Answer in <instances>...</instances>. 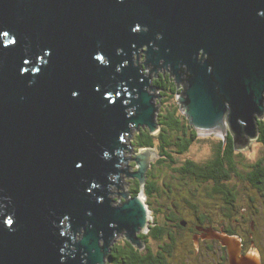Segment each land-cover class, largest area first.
<instances>
[{
  "label": "water",
  "instance_id": "1",
  "mask_svg": "<svg viewBox=\"0 0 264 264\" xmlns=\"http://www.w3.org/2000/svg\"><path fill=\"white\" fill-rule=\"evenodd\" d=\"M163 67L198 133L257 138L264 0H0V264H108L122 232L141 246L156 151H123L159 129ZM129 159L142 191L113 193Z\"/></svg>",
  "mask_w": 264,
  "mask_h": 264
},
{
  "label": "flooded vegetation",
  "instance_id": "2",
  "mask_svg": "<svg viewBox=\"0 0 264 264\" xmlns=\"http://www.w3.org/2000/svg\"><path fill=\"white\" fill-rule=\"evenodd\" d=\"M168 73L172 76L170 69ZM156 78H153L155 85ZM228 135L232 136V151ZM208 137L216 138L218 143H212L209 152L200 160L194 159L203 164L202 168L194 173L177 172L170 177L180 189L179 204L172 202L167 206L169 211H163L162 221L154 219L146 230L138 232L141 246L130 242L133 251L141 255L137 264H238L232 259L231 248L238 260L248 257L255 259L256 264H264V148L251 154L259 135L248 140L247 137L236 139L230 131L226 138L216 132L198 133L194 142ZM161 156L159 154L153 162L162 159L157 169L165 165L170 167ZM134 164V160L128 165L123 162L128 168L121 173L119 186L127 182L133 196L140 181L134 176L125 181V175L137 170ZM150 171L151 167L147 171L144 193L152 178ZM168 187L174 186L169 184ZM112 189L114 193V187ZM139 190L140 194L142 188ZM120 200L122 202L123 198ZM157 223L164 225V230L162 236L155 239L152 230ZM125 240L126 237L121 241ZM117 243L119 241L114 239L111 244L108 264L113 263L112 252Z\"/></svg>",
  "mask_w": 264,
  "mask_h": 264
},
{
  "label": "trees",
  "instance_id": "3",
  "mask_svg": "<svg viewBox=\"0 0 264 264\" xmlns=\"http://www.w3.org/2000/svg\"><path fill=\"white\" fill-rule=\"evenodd\" d=\"M170 73L161 72L156 78L155 83L160 88V94L163 101L165 96L168 98L177 97L180 93L181 88L178 87L174 78H170ZM159 125L160 129L156 133H152L147 127L142 126L140 131L135 132L134 139L131 141V145L138 151L143 147H157L158 152L161 157L166 159V163L173 169L174 172H184L194 173L196 169L202 168L203 164L197 163L195 160L188 158L186 161L180 160V155L188 152L192 143L198 138V131L190 124L188 117L180 110L178 104H174L173 107H169L166 110H162L159 114ZM139 130V129H138ZM259 138L258 141L262 143L264 148V118L259 120ZM229 137V149L232 151V136ZM204 140V139H202ZM216 142V143H215ZM212 143L217 144L218 141L214 139ZM223 146V141L221 142ZM219 145L216 147L218 148ZM221 148V146H219ZM227 151V150H226ZM219 153V151H218ZM231 154V152L229 153ZM159 158L151 166V181L146 186L145 194L149 197L160 195V187L162 186L156 180V174L154 169L158 168ZM219 161V156H218ZM215 161V162H218ZM184 162V163H183ZM214 163V162H213ZM154 176V177H153ZM140 184L137 183L134 195L139 194ZM156 222V221H155ZM164 230V225L157 223L153 227L152 234H154L155 239L162 236ZM113 263L112 264H137L140 260L141 255L137 250L132 249L130 246V241H121L115 245L114 251L112 252Z\"/></svg>",
  "mask_w": 264,
  "mask_h": 264
},
{
  "label": "rangeland",
  "instance_id": "4",
  "mask_svg": "<svg viewBox=\"0 0 264 264\" xmlns=\"http://www.w3.org/2000/svg\"><path fill=\"white\" fill-rule=\"evenodd\" d=\"M142 51V50H140ZM135 59H137V54L135 55ZM145 61V54L144 52H140L139 53V64L142 65ZM168 70L170 68H167ZM166 68H160L159 72H165L166 74L169 72ZM144 70L145 72L149 73V71L151 70V67H144ZM152 76L154 77H158L157 73L155 74V72H151ZM170 76V75H169ZM170 78H174L175 80V77L172 75L170 76ZM179 88H181V91H182V88H183V83H181L179 85ZM153 93L155 92V95H159L160 93V88L156 89V90H151ZM180 91V93H181ZM180 93L177 95V97H173V98H168L167 96H165L166 98L163 99V101H161L162 98H156V106H158V111H157V114H156V118H157V121L159 119V116L158 114L162 111V110H166L167 108L169 107H173L174 104H178V106L180 107V110L183 112L182 108H181V104L179 103L178 101V97L180 96ZM163 97V96H161ZM184 113V112H183ZM185 114V113H184ZM264 118V117H263ZM159 122V121H158ZM159 129H160V125H159ZM158 129V131H159ZM140 130L138 129H134L131 133V136H128L126 138V141H125V144H129L131 146V151L129 149H124V157H129V158H135V156L137 155V151L136 149L133 147V145H131V141L132 139H134V135H135V132H138ZM157 131V132H158ZM214 137H211V138H205L204 140H201L199 142V140H197L196 142H194L191 146V148L189 149V151L185 154H181L180 155V160L182 161L184 158H190V159H195V160H200V158L204 157L206 153L209 152V149L211 148V144H212V141H214ZM253 149L255 151H252L251 154L253 153H257L258 150L260 149H263V145L261 142H254L253 143ZM155 149L156 151V157L155 159H151V160H156L158 157H159V152H158V148L155 146V147H152ZM144 150V149H143ZM141 151V150H140ZM158 154V155H157ZM133 160L135 161V159H129L125 162L126 165L130 164H133ZM153 161V162H154ZM126 165L124 166L122 164V167L126 168ZM158 165V164H157ZM137 167V163L134 164V168ZM130 170V169H129ZM154 173L156 174V180L159 182V184H161L162 186L160 187V195H155V196H151V197H147L146 194H142V197L145 196V199H146V202L147 204L149 205V208L151 210V222L155 219V221L157 220H160L162 221L163 220V217H164V213L163 211H169V209H167V206L170 205L172 202H176L177 204H179L178 202L181 201V195H179L178 191L180 189H178L176 186H175V182H172V179H170L171 175H175L176 172L173 171V169H171V167H167L166 165L165 166H162V169H157L155 168L154 170ZM121 176V174H120ZM126 176V180L125 181H128V178L132 177V176H128V175H125ZM174 180V179H173ZM170 184V186H174L172 187L171 189H169L170 187H168ZM114 187V192H119L122 193L124 190H129V185L126 183H124V186L122 188H117V186L113 185ZM112 187V188H113ZM174 188V189H173ZM113 191V189H112ZM130 191V190H129ZM113 199H117V201H115L114 203L115 204H119L120 203V198H121V194H113ZM164 206V207H163ZM125 232H122L121 234L118 233L115 237V240L121 242L122 239H124L125 237ZM156 242H155V246H156Z\"/></svg>",
  "mask_w": 264,
  "mask_h": 264
},
{
  "label": "snow or ice",
  "instance_id": "5",
  "mask_svg": "<svg viewBox=\"0 0 264 264\" xmlns=\"http://www.w3.org/2000/svg\"><path fill=\"white\" fill-rule=\"evenodd\" d=\"M73 95H76V93H75V92H73Z\"/></svg>",
  "mask_w": 264,
  "mask_h": 264
},
{
  "label": "bare ground",
  "instance_id": "6",
  "mask_svg": "<svg viewBox=\"0 0 264 264\" xmlns=\"http://www.w3.org/2000/svg\"><path fill=\"white\" fill-rule=\"evenodd\" d=\"M143 199L145 200V196L143 197Z\"/></svg>",
  "mask_w": 264,
  "mask_h": 264
}]
</instances>
